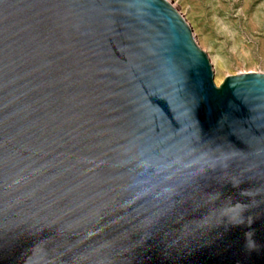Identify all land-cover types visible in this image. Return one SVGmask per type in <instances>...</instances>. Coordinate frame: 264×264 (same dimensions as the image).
Returning a JSON list of instances; mask_svg holds the SVG:
<instances>
[{
  "label": "water",
  "instance_id": "water-1",
  "mask_svg": "<svg viewBox=\"0 0 264 264\" xmlns=\"http://www.w3.org/2000/svg\"><path fill=\"white\" fill-rule=\"evenodd\" d=\"M213 78L166 0H0V264H264V74Z\"/></svg>",
  "mask_w": 264,
  "mask_h": 264
},
{
  "label": "rangeland",
  "instance_id": "rangeland-1",
  "mask_svg": "<svg viewBox=\"0 0 264 264\" xmlns=\"http://www.w3.org/2000/svg\"><path fill=\"white\" fill-rule=\"evenodd\" d=\"M209 58L214 83L264 74V0H166Z\"/></svg>",
  "mask_w": 264,
  "mask_h": 264
},
{
  "label": "bare ground",
  "instance_id": "bare-ground-1",
  "mask_svg": "<svg viewBox=\"0 0 264 264\" xmlns=\"http://www.w3.org/2000/svg\"><path fill=\"white\" fill-rule=\"evenodd\" d=\"M173 7V6H172ZM174 8V7H173Z\"/></svg>",
  "mask_w": 264,
  "mask_h": 264
}]
</instances>
